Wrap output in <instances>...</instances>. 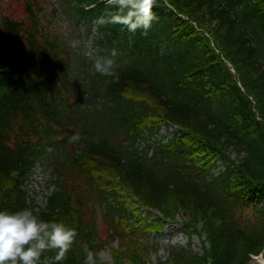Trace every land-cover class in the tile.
<instances>
[{
  "label": "trees",
  "instance_id": "trees-1",
  "mask_svg": "<svg viewBox=\"0 0 264 264\" xmlns=\"http://www.w3.org/2000/svg\"><path fill=\"white\" fill-rule=\"evenodd\" d=\"M20 1L27 21L0 14V210L32 208L75 228L60 264H84L87 251L100 264L98 216L112 238L129 239V255L148 254L136 237L175 213L188 218L186 235L202 221L213 262L263 249L264 0H167L177 13L154 0L151 27L134 32L113 22L108 0H62L79 19L106 16L96 55L116 52L113 75L48 30L38 0ZM162 123L180 137L140 150ZM38 163L53 191L37 210L26 185ZM154 212L162 220L150 222Z\"/></svg>",
  "mask_w": 264,
  "mask_h": 264
},
{
  "label": "rangeland",
  "instance_id": "rangeland-1",
  "mask_svg": "<svg viewBox=\"0 0 264 264\" xmlns=\"http://www.w3.org/2000/svg\"><path fill=\"white\" fill-rule=\"evenodd\" d=\"M39 2V3H38ZM37 7L42 8L43 22L48 30L58 32L69 43L72 53L76 55L86 56L85 51L91 49L96 54L102 52L99 41L102 40L107 31L101 30V26L107 23L106 16H101L98 20L89 18L79 19L74 11L69 10L66 3L62 0H38ZM35 8V6H34ZM0 14L10 17L18 22L27 21L25 4L20 0H0ZM103 18V23L99 21ZM121 33H125L121 31ZM159 136L163 138V142H167L173 138L172 133H164ZM146 147V141L142 142L139 148L142 150ZM236 161V155L231 156ZM223 166L220 165V170ZM50 179L49 170L41 163L36 164L31 173L30 182L26 185V190L35 202L36 208L41 209L46 206L47 197L53 191L47 188V182ZM139 212L147 216L145 210H141L138 205H134L132 211ZM174 214V213H173ZM252 210L244 211L243 217H251ZM175 223L173 225H164L163 228L156 232L140 234L136 238L148 249V254L139 252V255L127 254L123 249V243L129 242L128 238H112L111 234L104 223L101 216H98L97 227L100 238L102 239V251L99 254L100 264H218L211 259L204 258L205 251L209 249L207 235L204 231V224L197 220V224L190 227L191 235H186L182 231L185 227L184 222L188 220L182 215L175 213ZM162 215L154 212V216L150 218V222H159ZM189 221V220H188ZM166 224V223H165ZM186 251L191 258L183 259L175 256L176 251ZM135 252V251H134ZM179 258V259H178ZM236 264H264V248L257 254L244 256L241 255Z\"/></svg>",
  "mask_w": 264,
  "mask_h": 264
},
{
  "label": "clouds",
  "instance_id": "clouds-1",
  "mask_svg": "<svg viewBox=\"0 0 264 264\" xmlns=\"http://www.w3.org/2000/svg\"><path fill=\"white\" fill-rule=\"evenodd\" d=\"M108 3L118 8V14L112 17L113 22L126 25L129 31L147 30L155 19L154 0H108ZM99 22L103 23V18ZM84 54L93 61L95 72L114 74L115 51L110 56L96 55L91 49ZM75 237V228L63 222L46 221L32 208L0 210V264H60ZM49 249L58 250L54 257L44 256ZM84 264H98L97 254L87 251Z\"/></svg>",
  "mask_w": 264,
  "mask_h": 264
}]
</instances>
